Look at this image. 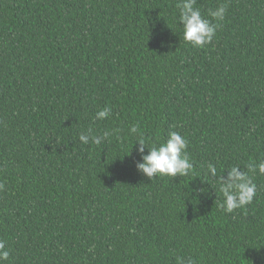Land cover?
Listing matches in <instances>:
<instances>
[{
	"label": "trees",
	"instance_id": "trees-1",
	"mask_svg": "<svg viewBox=\"0 0 264 264\" xmlns=\"http://www.w3.org/2000/svg\"><path fill=\"white\" fill-rule=\"evenodd\" d=\"M178 2L0 0L6 264H264V175L232 213L204 181L209 163L226 178L264 161V0H197L206 18L228 6L202 48L184 42ZM134 124L149 146L179 132L193 174H140ZM89 128L112 135L83 145Z\"/></svg>",
	"mask_w": 264,
	"mask_h": 264
},
{
	"label": "clouds",
	"instance_id": "clouds-1",
	"mask_svg": "<svg viewBox=\"0 0 264 264\" xmlns=\"http://www.w3.org/2000/svg\"><path fill=\"white\" fill-rule=\"evenodd\" d=\"M197 0H179L176 7L178 9V24L182 25L183 40L192 47L202 48L210 44L227 12V4H218L214 9H209L206 18L201 10L196 6ZM171 46V45H169ZM112 109L104 107L95 114V120L104 121L110 118ZM111 132L105 131L102 134L93 133L89 128L78 134V140L83 145H100L105 142ZM129 135L137 137L134 145L140 161L136 163L137 171L152 180L159 177H185L192 175L194 165L187 152L188 141L177 131H169L167 138L159 144L149 146L141 133L138 124L129 128ZM147 149V154L145 150ZM130 155V154H129ZM249 173L264 175V161L259 163L249 162L241 167L236 164L227 169V177L218 175L215 164H207L204 181L209 180L218 184V191L222 196L221 209L226 213H232L237 209H242L250 205L257 193V185ZM204 188L191 190V194H203ZM10 258V251L6 248L5 242L0 240V264H6ZM178 264H197L194 258H178Z\"/></svg>",
	"mask_w": 264,
	"mask_h": 264
}]
</instances>
